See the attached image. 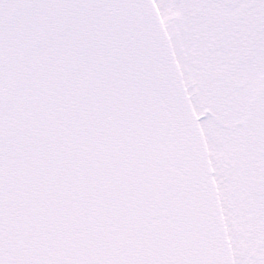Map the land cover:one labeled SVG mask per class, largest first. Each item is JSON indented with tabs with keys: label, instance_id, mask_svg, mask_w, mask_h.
Masks as SVG:
<instances>
[{
	"label": "snow or ice",
	"instance_id": "1",
	"mask_svg": "<svg viewBox=\"0 0 264 264\" xmlns=\"http://www.w3.org/2000/svg\"><path fill=\"white\" fill-rule=\"evenodd\" d=\"M0 264H264V0H0Z\"/></svg>",
	"mask_w": 264,
	"mask_h": 264
}]
</instances>
